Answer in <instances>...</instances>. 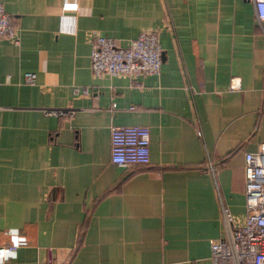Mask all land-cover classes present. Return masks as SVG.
Here are the masks:
<instances>
[{"label":"crops","instance_id":"1","mask_svg":"<svg viewBox=\"0 0 264 264\" xmlns=\"http://www.w3.org/2000/svg\"><path fill=\"white\" fill-rule=\"evenodd\" d=\"M0 1L19 38H0V264H211L264 139V0ZM144 28L158 73L92 72V30ZM70 102L93 108L11 107ZM121 123L149 126L148 163L111 161Z\"/></svg>","mask_w":264,"mask_h":264},{"label":"built area","instance_id":"2","mask_svg":"<svg viewBox=\"0 0 264 264\" xmlns=\"http://www.w3.org/2000/svg\"><path fill=\"white\" fill-rule=\"evenodd\" d=\"M255 1V0H253ZM18 42V28L0 1V38ZM90 68L94 74L125 73L137 78L145 73H158L162 47L156 29L144 28L122 44L112 35L91 31ZM25 80L35 78L33 70L24 72ZM77 91L78 87L74 86ZM131 104L129 107H134ZM12 108L38 109L45 113L72 116L93 105L76 103L14 104ZM197 132L200 134L201 129ZM149 126L121 123L110 126V159L118 164H146L150 161ZM211 165V163H209ZM212 166V165H211ZM245 214L235 226L226 225L223 236L210 239L211 264H264V139L244 151ZM223 214L230 218L226 207ZM15 243H9L13 249Z\"/></svg>","mask_w":264,"mask_h":264}]
</instances>
